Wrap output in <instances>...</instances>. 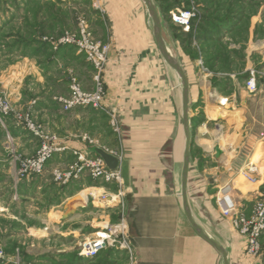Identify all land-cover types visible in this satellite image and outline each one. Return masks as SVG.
Returning a JSON list of instances; mask_svg holds the SVG:
<instances>
[{
  "label": "rangeland",
  "instance_id": "1",
  "mask_svg": "<svg viewBox=\"0 0 264 264\" xmlns=\"http://www.w3.org/2000/svg\"><path fill=\"white\" fill-rule=\"evenodd\" d=\"M139 1L146 10L144 1ZM157 2L162 8L165 5H176L164 13V35L188 74L191 100H195L198 106L215 96H229L236 101L235 108L234 105H230V109L223 107L221 110L209 107L210 115L216 111L224 117V136L213 129L212 122L205 125V114L196 111V131L198 134L205 131L206 135L201 134L192 146L190 191L203 210H207L208 206L210 210L216 211L213 205L216 203L218 206L217 198L222 196L218 194L219 186L223 193L229 191L228 194L240 207L245 197L243 195L251 194L258 188V183L244 177L242 169L256 151L261 156L264 154L261 147L254 146L255 139L264 132V96L261 94L253 100L248 98L246 91V82L253 71L258 85L255 92L264 89V0ZM14 3V0H0V264H140L136 250L128 253L117 247H108L94 258L80 255L84 243L89 240L104 236V232L108 234L111 230L123 232L125 227L120 225L123 217L127 228L130 227L126 199L123 208L118 206V202L114 205L107 202L97 204L104 200L102 197L105 195L115 198L120 186L94 181L89 172L78 178L72 177L64 184L56 170L65 173L75 161L66 168L58 166L47 170L45 164L40 173L22 171L26 160L37 156L43 140H58V137L49 131L41 114L34 110L36 97L33 93L16 101L11 93L14 90L17 92L19 86L27 90L36 88L33 79L21 82L22 77L18 75L21 70L14 69L13 65H17L15 63L22 56H36L39 50L22 43L19 38L25 33H20L15 23L4 24L5 10L8 4ZM35 3L37 1L26 7L32 8ZM189 8L195 10L196 16L191 18L190 29L186 31L183 24L173 20V14L178 9ZM66 13L73 16L74 25L67 26L57 37L52 36L53 32L45 34L42 36L43 44L49 43L48 39H58L67 31L76 32L82 16L88 19L92 29L90 14L83 8ZM234 19L238 21L236 26L230 25ZM148 25L150 27L149 18ZM218 27L220 31H217ZM92 31L94 34V29ZM186 32H190V35H183ZM98 35L94 34L96 40L107 42ZM47 54H52V51ZM80 55L86 59L84 54ZM14 73L17 74L14 78L18 80L13 79ZM73 75L77 76L75 72L68 71L63 76L66 80L63 85L68 90ZM69 93L58 95L57 98L66 97ZM217 147L223 148L225 153L224 161L220 160V163L214 156ZM261 158L256 161L264 172V161ZM257 173L254 178H257ZM228 180L233 181V185ZM77 181L88 184L77 196L88 199L87 205L82 208L76 207V197L73 201H67V198L74 195L72 192L78 189ZM70 209L71 215L65 217L64 213ZM218 217L223 225L230 223L228 217ZM119 235L122 237L121 233ZM261 239L258 256L247 253L239 257L236 255L234 264H264V236Z\"/></svg>",
  "mask_w": 264,
  "mask_h": 264
},
{
  "label": "crops",
  "instance_id": "2",
  "mask_svg": "<svg viewBox=\"0 0 264 264\" xmlns=\"http://www.w3.org/2000/svg\"><path fill=\"white\" fill-rule=\"evenodd\" d=\"M14 1L5 10L4 24L15 23L20 33H25L19 38L22 43L39 50L36 56H22L15 63L17 65H13L14 69L21 70L18 71L21 82L33 79L36 88L27 90L19 86L17 92L14 90L11 93L14 101L33 93L36 97L34 110L41 114L49 131L56 133L58 141L66 147L48 161L45 169L66 168L77 160L78 154L101 157L110 170L121 169L131 242L140 264H219L218 252L190 225L175 191L173 147L178 137L180 88L154 42L144 5L139 0ZM35 1L38 4L35 3L34 7H26ZM78 8L90 14L94 34H99L111 44L109 60L102 74L107 94L103 108L79 107L65 111L57 100L58 95L69 93L67 86L63 85L66 81L63 76L73 71L83 87L92 90L94 70L74 46L54 49L50 43H42V36L53 32L52 36L57 37L67 26H73V16L66 12L71 13ZM50 50L52 54L49 55ZM15 74L13 79H16ZM246 89L248 98L253 100L261 94L264 96V89L254 94ZM231 99L235 108L236 101ZM190 103L193 143L201 134L206 135L205 131L201 134L196 131V111L205 114V125L212 122L213 129L224 136V117L216 111L213 115L209 114V107L222 109L214 98L208 102L204 100L205 104H201L204 106H198L195 100H191L190 91ZM263 133L255 139L254 146L261 147L264 152V143L259 144L264 142ZM214 156L219 163L220 159L224 161L225 155L220 158L215 152ZM256 156L261 154L256 151L250 159ZM261 157L264 161V154ZM257 174L255 183H258V188L251 194L243 195L245 197L240 206L248 213L260 189L264 188L261 168ZM77 182L78 189L67 198L68 202L88 187V184ZM227 182L233 185V181ZM192 196L198 216L222 237L229 235L230 260L234 264L236 255L246 254V240L231 222L227 226L222 224V220L219 222L218 216L222 217L219 205H213L216 211L208 206V211L203 210ZM64 206L66 209V204ZM76 207L82 208L79 204Z\"/></svg>",
  "mask_w": 264,
  "mask_h": 264
},
{
  "label": "built area",
  "instance_id": "3",
  "mask_svg": "<svg viewBox=\"0 0 264 264\" xmlns=\"http://www.w3.org/2000/svg\"><path fill=\"white\" fill-rule=\"evenodd\" d=\"M195 16L196 12L193 8H189L188 10L178 9L177 12H174L173 14V20L177 23L183 24L185 26V30L189 31L190 20ZM44 39L47 40L48 38ZM48 41L54 49H59L61 46L67 45L74 46L78 49L79 53L85 55L86 60L91 63L95 72V88L93 90H86L83 88L77 76L73 75L71 77L69 95L57 98L61 106L64 107V110L69 111L79 107H92L95 109L103 108V101L106 97L107 90L105 88V82L102 74L109 60L108 54L111 49V44L109 42H102L101 40L95 39L93 31L90 28V23L84 16L79 19L76 32L67 31L58 39L52 41L48 39ZM256 81L257 79L253 71L250 78L246 82V86L250 94H254L258 88ZM213 98L218 102L221 108H229L230 105L234 104L229 96L223 95L215 96ZM30 126L32 127V124H30ZM262 135L264 137V133ZM221 149L223 151L221 155L223 156L224 150L223 148ZM64 150H66V147L58 140H43L42 145L37 152V156L26 160L24 168L22 169L23 173H31V171H34L35 173L42 172L45 164H47V162L52 159L55 154L63 152ZM69 168L70 169L65 173L58 172V170H56L57 175L63 180L64 184L68 183L72 177L78 178L81 174L89 172L91 178L95 181L120 186L115 198L120 197L118 206L122 208L124 207L126 197L123 189L124 182H122L123 177L121 169L110 170L106 167L103 158L89 157L84 156L83 154H78L77 160L71 164ZM259 170L260 168L258 162H253L249 159L246 161L245 167L242 169V173L247 180L256 182L257 178H254V174H256ZM228 192L226 194L223 193L221 187H219L218 194H222V196L218 197L217 201L218 205L221 207L222 215L229 218L238 234L246 240V253L251 256H258L261 247V237L264 235V188L257 194L253 201L252 210L249 213L240 209ZM102 198H104L103 201L106 202L108 199H114L109 195H105ZM126 223V219L123 217L120 225L126 229L124 228L123 232H120L122 237H120V233L118 231L116 233L111 230L108 234L104 232V236L100 235L97 238H93L92 240H89V242L84 243L80 255L87 258H94L108 247H117V249L121 248L128 253H133L135 251V246L131 242V233L129 232V228H127Z\"/></svg>",
  "mask_w": 264,
  "mask_h": 264
},
{
  "label": "water",
  "instance_id": "4",
  "mask_svg": "<svg viewBox=\"0 0 264 264\" xmlns=\"http://www.w3.org/2000/svg\"><path fill=\"white\" fill-rule=\"evenodd\" d=\"M146 6V12H148V18L150 27L153 33L154 42H156L159 53L164 58L169 69L174 73L175 79L180 88V110H179V126L178 137L174 143V180L175 191L179 196L182 210L185 212L186 217L190 225L194 230L211 246H213L220 256L219 264H231L230 251L231 240L227 234L225 237L221 236L212 225H208L204 221L193 207V196L189 189V171H190V158L193 145L192 134V118L191 103H190V91L189 78L187 72H185L178 57L174 54L167 42L164 35L163 19L161 11L158 8L156 0H142ZM222 149L217 147V156H221ZM72 210H67L64 213L65 217L70 216Z\"/></svg>",
  "mask_w": 264,
  "mask_h": 264
},
{
  "label": "trees",
  "instance_id": "5",
  "mask_svg": "<svg viewBox=\"0 0 264 264\" xmlns=\"http://www.w3.org/2000/svg\"><path fill=\"white\" fill-rule=\"evenodd\" d=\"M156 2H157V0H156ZM157 5H158V8H159V10L161 11V14H162V19H163V22H164V13L165 12H167V11H170L171 9H173L174 7H176V5H165V7H161V4H159V2H157ZM163 6V5H162ZM161 8V9H160ZM237 19V18H236ZM236 19H234V20H231V22H230V25H234V26H236L237 25V22L238 21H236ZM220 31L221 29H220V27H218L217 28V31ZM190 32H191V30H190ZM190 32L189 33H183V35H190ZM93 67V66H92ZM93 70H94V68H93ZM192 122H193V120H192ZM192 134H193V126H192ZM193 146V145H192ZM192 149V148H191ZM193 150V149H192ZM191 155H192V152H191ZM100 255V253L96 256V257H98Z\"/></svg>",
  "mask_w": 264,
  "mask_h": 264
},
{
  "label": "bare ground",
  "instance_id": "6",
  "mask_svg": "<svg viewBox=\"0 0 264 264\" xmlns=\"http://www.w3.org/2000/svg\"><path fill=\"white\" fill-rule=\"evenodd\" d=\"M261 144L263 143V142H260ZM261 158V156H256L255 157V159H253L252 161H255L256 162V160H259ZM226 193V192H225ZM76 201V205H81V206H85V205H87V201H88V199H86L85 197H83V196H81V197H76V199H75ZM109 200V199H108ZM107 200V204H109V205H114V204H116L117 202H118V200H117V198H114V199H111V200H109L108 201ZM106 201H101V202H97V204H103V203H105ZM94 203H96V202H94Z\"/></svg>",
  "mask_w": 264,
  "mask_h": 264
}]
</instances>
